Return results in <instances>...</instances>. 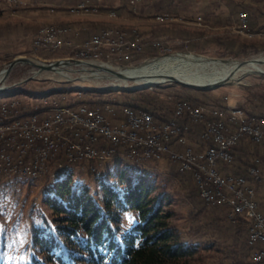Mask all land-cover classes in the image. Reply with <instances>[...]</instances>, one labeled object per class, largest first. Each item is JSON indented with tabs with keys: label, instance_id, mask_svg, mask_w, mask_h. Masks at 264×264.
Here are the masks:
<instances>
[{
	"label": "rangeland",
	"instance_id": "rangeland-1",
	"mask_svg": "<svg viewBox=\"0 0 264 264\" xmlns=\"http://www.w3.org/2000/svg\"><path fill=\"white\" fill-rule=\"evenodd\" d=\"M115 1L118 2L117 5H115ZM94 2L100 4L99 11L78 14L69 12L72 18H76V20L64 23L54 21L38 24L73 26L80 21L91 22L93 18H98L100 15L99 18L105 20L104 23L102 22L103 27L126 30L125 24L130 22L126 21V18L129 15L134 19V24H136L134 27L140 31V9L132 11L134 10L132 5L138 4V7L141 4L140 0H136V3H131V0H105L104 3L94 0ZM72 4L77 3H69V5ZM253 6L255 9L258 7L264 11V0ZM111 8L117 10V15H112ZM242 9L248 10L250 15L253 12L248 7H242ZM24 11L27 10H22L17 15L0 14V72L19 56L30 57L43 62L67 58L91 59L90 56L87 58L82 56L73 47L64 46L53 50L36 48L32 41L35 33L39 31L37 30L39 25L36 23L37 19ZM24 26L28 29H24ZM251 31H253L252 28ZM231 34H236L241 40L253 42L263 47L250 52L248 55L235 56L226 53L222 47L217 45L204 46L203 41L196 48H192L185 41L163 40L157 48L159 52L156 57H152L151 52L147 50L138 54L134 52L135 58L127 62L111 60L105 55L93 59L126 68L139 66L150 59L173 53H193L197 56L230 60H247L254 56H264V29L260 35L249 36L238 32ZM179 68L181 71L207 70L206 67L198 64L188 68L181 64ZM70 69L71 71L68 73L71 77L66 78L54 71H39L38 68L29 64L19 63L6 76L4 81L6 88L0 91V100L6 101L16 97L20 100L25 113L28 114L30 112L44 113L51 106L52 101L58 98L71 104L84 101L86 103L96 102L95 105H100L98 103L104 100L106 103L111 102L117 106H122L129 102L147 103L145 96H148V98L153 99L151 105H155L153 107L156 109L167 107L170 110L175 108L180 95L186 93L183 88L184 85L176 82L129 89L128 87L116 86L115 77L105 74L99 76L94 72L81 70L78 65H73ZM200 90H205V93L194 95L191 98V103L196 102V98H198V100H204L208 104L212 103L211 105L200 104L211 108V106L214 107V105L224 102L241 106L248 114H253V112L261 111L260 97H264V73H251L244 76L240 82L229 81L216 88ZM191 92L194 93L195 90ZM188 121L196 129L198 124L191 120ZM195 141L197 139L190 140V145L196 144ZM242 147L247 151L246 154L249 157L252 158L256 155L257 146L255 144L246 141L241 145ZM240 154H242V149H237L236 156ZM176 168L175 163L167 156L159 160L135 164L121 153L104 162L96 173L89 170L87 164L84 168H76L69 173L73 176L74 184L87 186L95 200L101 202L103 192L100 183L102 181L114 184L117 189L125 188L124 183L120 184L121 181L116 175L118 169L126 170L127 176L133 171L144 172L152 181V197L161 201L163 209L171 213L168 223L179 238L180 243L197 248L187 264H228L238 260L241 255L236 253L235 256L233 253V250L237 249L238 246L233 245L232 232L228 231V226L231 224L226 213L229 211L224 209L225 207L222 208L223 206L208 205L202 202L198 195L197 183L193 179L190 180L184 175H180ZM60 176V174H56V171H52L38 181L19 179L16 181L17 188L12 191L5 188L0 190V264H35V260L41 264H52L47 263L44 254L33 245V228L43 226L53 230L55 225L52 210L45 204L44 199L51 193L53 185ZM136 217L137 215L133 211L124 213L122 228L124 230L130 229L136 222ZM245 261L248 262L249 259L247 258ZM73 264L88 263L80 261Z\"/></svg>",
	"mask_w": 264,
	"mask_h": 264
},
{
	"label": "built area",
	"instance_id": "built-area-1",
	"mask_svg": "<svg viewBox=\"0 0 264 264\" xmlns=\"http://www.w3.org/2000/svg\"><path fill=\"white\" fill-rule=\"evenodd\" d=\"M36 5H48L53 10L48 0H0V14H14L19 8ZM99 6L82 0L70 5L69 12H95ZM166 18L167 14L158 16L160 20ZM249 21V11L242 9L236 31L255 35ZM72 31L73 26L46 25L35 33L32 42L46 50L73 47L90 60L105 55L122 62L134 59V52H144L146 47L142 36L131 39L120 28L107 27L80 44L65 39ZM5 79L4 75L0 78V91L6 88ZM59 99H54L44 113L28 114L18 98L0 100V190L16 189L19 179L38 181L52 171L64 175L86 164L96 173L104 162L121 153L135 164L167 156L181 171L193 172L204 201L228 207L230 218L239 215L249 221V261L264 264V211L253 184L260 179L261 170L250 166L246 174L236 175L219 168L222 163H232L233 150L244 138L254 142L264 138V116L250 115L243 107L228 103L208 108L184 101L177 103L170 118L157 121L151 112L136 111L128 105L108 102L89 106ZM185 119L202 125L201 139L209 143L206 148L196 150L190 145L193 126Z\"/></svg>",
	"mask_w": 264,
	"mask_h": 264
},
{
	"label": "trees",
	"instance_id": "trees-1",
	"mask_svg": "<svg viewBox=\"0 0 264 264\" xmlns=\"http://www.w3.org/2000/svg\"><path fill=\"white\" fill-rule=\"evenodd\" d=\"M23 28L28 29L25 26ZM105 28L103 27L101 31ZM134 35L135 37L140 36L137 32ZM212 43L222 47L226 53L235 56L248 55L263 47L241 40L237 36L217 37L212 40ZM147 50L151 52L152 57H156L159 52L156 48L145 49V51ZM183 88L186 93L181 94L176 102H192L191 98L194 95L205 93V90L186 86ZM191 89L195 90V94L191 92ZM260 99L262 102L261 111L253 112L250 115L264 116V97L261 96ZM145 100L148 102H129L124 105L131 106L136 111L147 110L154 115L157 121L167 120L174 114V108L168 110L169 108L163 107L158 110L153 107L155 105H151L153 99L145 96ZM81 103L89 106L96 104V102L86 103L84 101ZM105 103L106 101L101 100L98 104L104 106ZM201 103L212 104L198 100V98H196V102L193 101L195 105ZM225 105L226 103L221 102L214 106ZM188 120L190 119H185V122H189ZM197 124L196 129L193 127V130L189 132V143L190 140L197 139L196 144L192 145L196 150L204 149L209 145L208 141L201 139L202 125ZM246 141L257 146L256 155L252 158L246 154L247 151L243 149L244 147L241 148V145ZM237 149H242V154L239 156H236ZM233 155L232 163L219 165L222 172L241 175L246 174L250 166H256L261 170V177L257 181L254 180L253 184L257 187L258 184L264 182V138L260 142L244 138L234 148ZM172 162L175 163L180 175H184L190 180L193 179L197 183L192 171H181L179 164L173 160ZM126 173V170L120 169L116 173L121 181L120 184L124 183V189H117L114 184L106 181L100 183L103 192L101 202L95 200L87 186L74 184L73 176L70 173L61 175L56 180L51 193L44 199L45 204L52 210L55 226L53 230L43 226L33 228V245L44 254L47 263L73 264L82 261L88 264H187L197 248L180 243L168 223L171 213L163 209L161 201L152 197L153 185L149 176L144 172L133 171L128 176ZM196 187L198 190V185ZM198 195L202 202L211 205L200 197L199 190ZM224 209L230 211L228 207ZM129 211L136 213V222L130 229L124 230L121 225L123 214ZM226 217L229 218L231 224L228 226V231L232 232L233 245L239 247L236 246L237 249L233 250V253L235 256L236 253L241 255L238 260L228 264L236 262L252 264L250 261H245L247 258L249 259L251 249L248 242L249 221L239 215L230 218L229 212L226 213ZM34 262L41 264L38 260Z\"/></svg>",
	"mask_w": 264,
	"mask_h": 264
},
{
	"label": "crops",
	"instance_id": "crops-1",
	"mask_svg": "<svg viewBox=\"0 0 264 264\" xmlns=\"http://www.w3.org/2000/svg\"><path fill=\"white\" fill-rule=\"evenodd\" d=\"M48 1L53 4V10L48 5H36L19 8L16 13L10 15H17V13L22 12V10H27L24 12H27L28 15L34 19H37V24L54 21L64 23L66 21L76 20V18H72V15L68 11V7L70 6L69 3H78L82 0ZM97 1H101V3L105 2V0ZM261 1L262 0H140L141 4L138 7V4L132 5L134 9L132 11L140 9V31H137V28L134 27V25H136L134 24V19L129 15H127L128 17L125 16L127 17L126 21H130L129 24H125L126 31L128 37L131 39L135 38V32H139L138 34L142 36L143 42L145 43V49H157L163 40L185 41L189 43L192 48H196L201 41H203L204 46L214 45L212 43L214 38H225L230 35L237 36L231 33L237 32L236 28L239 23V12L242 10V7H248L253 10L250 15V26L256 35H260L261 31L264 29V11L258 7L255 9L253 5ZM117 3L118 2H116L115 5H117ZM111 9V12L116 11L115 15H117V10L115 8ZM166 14L169 18L158 19V16H165ZM99 17L93 18L91 22H76L75 25L73 24L74 31L68 33L65 39L73 41L74 44H80L100 33V30L103 28L102 22L104 23L105 20ZM38 25V30L46 26V24ZM257 191L259 207L264 211V182L258 184Z\"/></svg>",
	"mask_w": 264,
	"mask_h": 264
},
{
	"label": "bare ground",
	"instance_id": "bare-ground-1",
	"mask_svg": "<svg viewBox=\"0 0 264 264\" xmlns=\"http://www.w3.org/2000/svg\"><path fill=\"white\" fill-rule=\"evenodd\" d=\"M61 65L55 70L62 77L70 78V67L73 65L80 66L81 70L94 72L97 75L113 76L106 70H100L98 65L109 66L113 69L124 71L126 78L115 77L118 87L129 89L155 86L167 82H172L177 78L183 82H189L197 85H211L229 79V81L240 82L241 79L251 73H264V56H254L247 60H230L214 59L206 56H197L193 53H173L163 55L139 65L126 68L116 67L101 60H88L81 63H69L67 59H62ZM188 68L194 64L204 66L206 71H181L180 65ZM3 74H0L2 78ZM133 78V79H131ZM72 79V78H71Z\"/></svg>",
	"mask_w": 264,
	"mask_h": 264
},
{
	"label": "water",
	"instance_id": "water-1",
	"mask_svg": "<svg viewBox=\"0 0 264 264\" xmlns=\"http://www.w3.org/2000/svg\"><path fill=\"white\" fill-rule=\"evenodd\" d=\"M88 60L76 59V58H67V61L69 63H81V62H87ZM224 60L225 61H230V59H224ZM62 62H63L62 59H59V60H56V61L43 62V61L36 60V59L30 58V57L19 56V57H16L14 60H12L8 64V66L1 71V73L6 77L10 73L12 68L14 66H16L17 64H19V63L29 64V65H31L33 67L38 68L39 71H42V70L50 71V70H55L56 67H58L59 65L62 64ZM98 67H99L100 70L108 71L109 73H111L115 77L126 78L124 71L121 70V69H113V68H110L109 66H104L102 64L98 65ZM131 79H133V78H131ZM172 80H173L172 82H176V83H179L181 85H184V86H187V87H191V88H196V89L216 88L218 86H221V85L229 82V79H224L222 81H219V82L211 84V85H197V84H192V83H189V82L180 81L177 78H173Z\"/></svg>",
	"mask_w": 264,
	"mask_h": 264
}]
</instances>
